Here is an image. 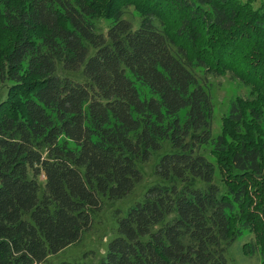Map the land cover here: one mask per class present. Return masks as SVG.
I'll return each instance as SVG.
<instances>
[{
    "label": "trees",
    "instance_id": "16d2710c",
    "mask_svg": "<svg viewBox=\"0 0 264 264\" xmlns=\"http://www.w3.org/2000/svg\"><path fill=\"white\" fill-rule=\"evenodd\" d=\"M195 69L249 90L221 119L215 164L200 154L213 104ZM263 124L264 5L0 0V264H43L79 242L165 142L160 182L118 219L98 264H228L244 233V255L264 264Z\"/></svg>",
    "mask_w": 264,
    "mask_h": 264
},
{
    "label": "rangeland",
    "instance_id": "374dc122",
    "mask_svg": "<svg viewBox=\"0 0 264 264\" xmlns=\"http://www.w3.org/2000/svg\"><path fill=\"white\" fill-rule=\"evenodd\" d=\"M245 3L247 0H241ZM255 9L264 5V0H250ZM130 21L134 27L138 25V16L131 9H127L122 16ZM96 26L102 32L108 28L106 21H96ZM77 80H81V73H64ZM194 75L199 83L209 94L213 104V121L211 124L212 144L203 147L200 154L205 156L210 162L215 164L212 156L213 144L221 134V119L227 115L230 102L236 97H249V90L239 82L232 80L229 75L224 77H214L206 74L202 69H195ZM4 95V91L2 92ZM264 129V124H263ZM173 150L169 142L162 145V149L151 155L147 162H137V167L142 174V181L135 185L132 191L123 199L109 201L102 199V209L93 216L91 229L83 233L79 242L70 245L56 255H48L43 264H98L99 259L104 255L107 243L114 238L117 229V221L125 216L127 211L137 202H141L145 192L152 185L160 180L155 176L154 168L164 154H171ZM215 182L223 188L222 177L219 171H215ZM253 240L249 233L242 234L227 250L226 259L228 264H259L257 256H245L243 246Z\"/></svg>",
    "mask_w": 264,
    "mask_h": 264
}]
</instances>
